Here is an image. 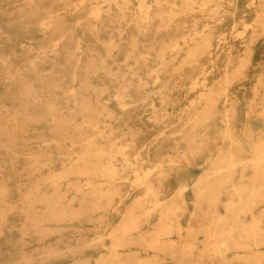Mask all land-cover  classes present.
<instances>
[{
	"label": "bare ground",
	"instance_id": "bare-ground-1",
	"mask_svg": "<svg viewBox=\"0 0 264 264\" xmlns=\"http://www.w3.org/2000/svg\"><path fill=\"white\" fill-rule=\"evenodd\" d=\"M141 1L133 23L124 21L128 0H104L109 6L120 4L118 12L111 13L110 7L89 8L85 10L86 15L80 16L85 19L81 23L74 22L77 18L74 13L80 14V10H53L49 7L50 2L45 3V6L33 7L22 4L35 3L34 0H23L16 7H0V22L11 20L13 23L5 27L6 32H19L13 39L9 38L10 45L5 47V57H0V162H8L4 166L0 165L7 170L2 172L1 179L9 174L15 179L10 184H0V264H47L46 259L15 258L13 250L10 251L12 248L3 246L6 213L13 210L6 206V201H12L21 192L27 193L24 206L21 207L27 215L18 234V241L24 245L28 244V238H33L31 233L37 231L44 222L53 223L52 227L56 229L68 227L65 219L72 214L71 206L64 204L70 197L82 195V191L66 186L59 179L57 174L61 172L59 176H62L69 171L66 169L68 167L75 166L74 169L80 175L77 181L113 182L118 163L134 172V178L139 182L135 187L142 188L141 192L146 196L154 191L150 184L152 176L139 174L134 168L143 160L141 153L138 154L139 159L133 161L121 151L124 146H120L115 155H111L113 152L106 153L104 126H101L97 102L98 94L101 93L97 89L99 85L117 84L122 92L120 94H124V90L132 83L146 86L148 81L155 84L167 80L168 77L162 75L169 71L176 76L219 71L224 72V79L230 82L233 77L229 76V71L232 69L256 68L252 62L249 65L244 62L233 64V60L241 50L252 53L264 51L263 15L257 17L250 30L245 29L243 33L228 37L219 28L226 27L224 32L228 30L233 33L235 24L233 21L230 25L223 23L226 11L220 2L180 0L179 5L175 0H164L169 6L162 17L161 11L145 10ZM258 1L264 5V0ZM156 3H160V0H156ZM254 4L255 0L251 5ZM236 8V5L230 8V15L233 16ZM153 13L159 20L167 22L153 23ZM177 16L197 22L191 27L177 26ZM168 31L171 32L169 35ZM22 37H27L28 43L21 49L19 45L23 42ZM38 39H41L38 43L43 49L35 53L33 49L36 44L33 42ZM3 42L0 38L1 51H4ZM201 54L204 60L196 64V58ZM242 56L245 58L250 55ZM181 81L174 86H184ZM185 121L191 122V118ZM76 136H83V140H75ZM241 142L231 140L225 147L212 153L207 150L206 139L188 138L187 149L180 153L178 162L169 160V165L163 167L159 164L156 169L157 174L163 175L165 179V183L160 184L165 186L161 195L166 198L174 195L172 198L181 201L188 184H194L192 191H199L196 195L205 189L217 196L231 191L226 193L230 194V210L238 205L237 212L249 208L257 196L255 187L245 190L242 184L238 186L230 182L237 178L238 173L241 172V179L243 173L251 169L254 172L253 181L261 183L260 195L264 196V143L256 147L250 165H245L238 159L240 153L246 151ZM154 148L156 145L151 143L142 144L146 157ZM205 148L208 151L207 158L202 163H196L194 160ZM197 172L201 175L198 176ZM8 188L16 190L11 192ZM212 200L216 201V198ZM173 201L169 207L178 203ZM158 202H150L145 210L162 214L165 208H169L167 202ZM40 208L45 210L46 215L39 218L36 210ZM16 214L13 212L11 216ZM238 214L233 213V216L238 217ZM169 215L165 218L173 219ZM257 223V220H252L243 226L251 224V229H254ZM45 237L46 234L37 233L34 236L37 239L35 243L42 244ZM25 251H28L26 247L15 254ZM54 256L56 259L61 257L57 254ZM139 264H148V261L142 259Z\"/></svg>",
	"mask_w": 264,
	"mask_h": 264
},
{
	"label": "rangeland",
	"instance_id": "rangeland-1",
	"mask_svg": "<svg viewBox=\"0 0 264 264\" xmlns=\"http://www.w3.org/2000/svg\"><path fill=\"white\" fill-rule=\"evenodd\" d=\"M22 1L0 0V7H16L21 5ZM128 1L124 21L133 23L138 15L140 0ZM34 2L22 5L41 7L50 2L49 7L53 10H80V14L74 13L77 16L75 23L85 21L80 16L86 15L85 10L89 8L110 7V12L115 13L120 7V4L109 6L104 0ZM175 2L180 5V0ZM214 2H220L222 9L226 11L223 14V18H226L223 23L230 25L233 21L235 24L233 33L228 30L224 32L226 27L219 28V31L228 37L231 34L243 33L245 29L250 30L258 16L264 17V5L258 0H255L254 5H251L253 0ZM141 4L145 10L161 11L162 17L166 15L164 12L169 6L164 0H160V3H156V0H142ZM233 5L237 8L232 16L230 8ZM153 15V23L167 22L159 20L156 13ZM175 20V25L182 27H191L197 22L180 16ZM12 24L11 20L0 22V38L5 41L2 44L4 51L0 50L2 58L5 57V47L10 45L9 38L13 39L15 34H19L14 30L6 32L5 27ZM170 33L168 31V35ZM26 39L27 37H22L23 42L21 41L19 48L27 46ZM39 41L41 39L33 42L36 44L33 49L35 53L43 49L39 46ZM244 54L250 56L244 58ZM201 57L202 54L196 58V64L204 60V57ZM233 62H244L247 65L252 62L256 68L249 66L250 68L232 69L229 71V76L233 77L230 82H226L224 72L219 71L186 73L185 76H176L174 72L169 71L162 75L168 77L167 80L163 81L161 77V81L155 84L148 81L146 86L132 83L124 90V94H120L122 92L117 84L99 85L97 89L101 93L98 94L97 102L101 126H104L106 153L113 152L111 155H115L119 147L124 146L121 151L127 153L132 161L139 159L138 154L141 153L143 160L134 168L139 174L152 176L150 180L153 181L150 184L154 191L146 196L141 192L142 188L135 187L139 182H136L134 172L126 170L118 163L113 182L106 180L88 183L82 177L84 181L80 182L77 181L80 175L76 168L74 169L75 166L68 167L66 169L69 171L62 176H59L61 172L57 174L59 179H62L66 186L70 185L82 191L80 197H70L64 204L71 206L72 217L65 219L68 227L60 226L56 229L52 227L53 223L47 221L50 223H42L37 231L31 233L33 238H28V244L20 243L18 234L21 233V225L27 215L21 209L27 193L21 192L18 196L13 195L12 201H6V206L13 210L6 213L7 227L3 230V246L12 248L10 251L13 250L15 258L20 256L23 260L46 259L47 264H139L142 259L147 260L148 264H264V196L260 195L261 183L253 181V170L245 171L241 179V172L238 173L237 178L230 182L234 185L242 184L245 190L251 187L257 190V196L253 203L249 204V208L238 212L239 205L233 208L234 211L229 209L230 194L226 193H232L231 191L217 196L205 189L196 195L199 191H192L194 184H188L181 201L172 198L174 195L163 197L161 191L165 186L160 184L165 183V179L156 172L159 164L166 167L171 163L169 160L178 162L180 153L187 149L186 142L190 137L206 139L207 150L212 153L220 147H225L231 140H242L243 149L246 151L240 153L238 159L240 163L250 165L256 147L264 143V51L252 53L241 50L235 54ZM180 80L184 86L175 87L174 84ZM125 94L130 97H124ZM186 118H191V122H186ZM75 140H83V136H76ZM149 143L156 145V148L146 157L142 144ZM205 150L206 148L194 160L196 163H202L207 158L208 151ZM6 164L7 161L0 162L2 166ZM4 171L7 170L0 167V184L14 182L11 174L1 179ZM197 174L201 175L198 172ZM15 190L8 188L11 192ZM213 197L216 201L212 200ZM158 200V204L167 202V207L170 206L171 200L178 203L165 208L162 214L145 210L150 202ZM166 211L173 219L165 218L168 217ZM13 212L18 214L11 216ZM36 213L39 218L46 215L43 208L37 209ZM233 213H239L238 217H234ZM252 220L258 222L254 229H251V224L243 226ZM237 222L238 224H235ZM221 232L223 233L219 236L218 233ZM37 233L46 234L40 245L35 243L37 239L34 236ZM25 247L28 251L15 254ZM54 254L60 255V259H56Z\"/></svg>",
	"mask_w": 264,
	"mask_h": 264
}]
</instances>
